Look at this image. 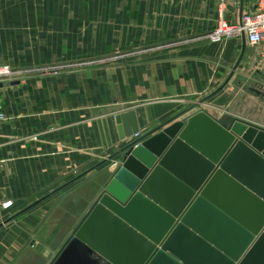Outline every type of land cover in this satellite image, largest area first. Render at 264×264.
Masks as SVG:
<instances>
[{
	"label": "crops",
	"instance_id": "0c3cea01",
	"mask_svg": "<svg viewBox=\"0 0 264 264\" xmlns=\"http://www.w3.org/2000/svg\"><path fill=\"white\" fill-rule=\"evenodd\" d=\"M250 9L248 0H226L223 13L214 0H0V65L61 67L0 88V202L12 201L0 210V264H48L62 247L118 167L108 158L128 139L116 115L133 110L139 134L199 108L264 127L247 113L264 99L242 92L248 51L260 48L245 40L213 94L243 40L206 38Z\"/></svg>",
	"mask_w": 264,
	"mask_h": 264
},
{
	"label": "water",
	"instance_id": "95a60500",
	"mask_svg": "<svg viewBox=\"0 0 264 264\" xmlns=\"http://www.w3.org/2000/svg\"><path fill=\"white\" fill-rule=\"evenodd\" d=\"M176 119L139 134L133 110L115 116L120 164L48 264H264V127Z\"/></svg>",
	"mask_w": 264,
	"mask_h": 264
},
{
	"label": "built area",
	"instance_id": "2783aa9c",
	"mask_svg": "<svg viewBox=\"0 0 264 264\" xmlns=\"http://www.w3.org/2000/svg\"><path fill=\"white\" fill-rule=\"evenodd\" d=\"M219 11L224 12L226 0H214ZM250 10L244 11L238 22L230 23L221 18L218 24L206 38L212 43H219L226 39L241 38L242 34L249 46L259 47L264 52V0H248ZM15 70L7 65H0V82H7L13 79ZM3 114L0 112V120ZM12 206L11 200L0 202V210L4 211Z\"/></svg>",
	"mask_w": 264,
	"mask_h": 264
},
{
	"label": "rangeland",
	"instance_id": "374dc122",
	"mask_svg": "<svg viewBox=\"0 0 264 264\" xmlns=\"http://www.w3.org/2000/svg\"><path fill=\"white\" fill-rule=\"evenodd\" d=\"M249 55H250V59H249V64H248V73L246 75V79L244 80V87H246L244 89V87L242 88V92L245 93V92H249V89L248 88H257L258 90L262 89V87H264V62H260L258 61L259 60V55L262 54L261 53V50L260 49H252L250 48L249 49ZM132 54H134L135 52H131ZM131 53H128V55H130ZM124 55H127V54H121V55H114V56H111V57H105V58H101L100 60H93V62L95 64H110V63H115V62H118L120 61L121 57H126ZM136 55V54H134ZM90 62H87V63H84V64H89ZM92 63V62H91ZM9 66L11 69H14L15 70V73H14V76H13V79L12 80H9L7 82H2V83H8V82H11V81H15V80H21L23 79V77H30V76H37V75H41V74H45V75H50V74H55L58 72H60L61 70V67L59 66H56V65H53V66H43L41 69H37V70H34L31 72V71H23L21 70L20 68H13L12 66L10 65H7ZM263 91V90H261ZM251 93V95L253 96L254 94L252 92H249ZM203 94H200V95H197L196 99H197V102L200 101L201 99V96ZM205 101V100H204ZM197 105V104H196ZM1 112V111H0ZM2 113V112H1ZM250 116L252 117H264V110L262 111H259V110H256V109H251L247 112ZM3 114V113H2ZM3 119H4V115H3ZM110 160H114L113 159H110ZM120 164V160H115L113 162L112 165H115L116 167Z\"/></svg>",
	"mask_w": 264,
	"mask_h": 264
}]
</instances>
